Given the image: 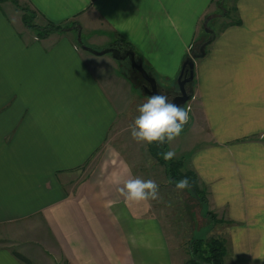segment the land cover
<instances>
[{
	"label": "crops",
	"instance_id": "1",
	"mask_svg": "<svg viewBox=\"0 0 264 264\" xmlns=\"http://www.w3.org/2000/svg\"><path fill=\"white\" fill-rule=\"evenodd\" d=\"M18 2L37 23L76 24L40 36L15 0H0V238L33 241L66 264L178 263L155 200L126 205L117 192L166 174L131 136L147 80L129 57L80 41L127 39L160 88L178 93L210 14L218 32L195 59L175 157L207 186L209 209L232 220L236 264H264L253 259L264 256V0H234L229 17L217 0ZM44 263L0 245V264Z\"/></svg>",
	"mask_w": 264,
	"mask_h": 264
},
{
	"label": "rangeland",
	"instance_id": "2",
	"mask_svg": "<svg viewBox=\"0 0 264 264\" xmlns=\"http://www.w3.org/2000/svg\"><path fill=\"white\" fill-rule=\"evenodd\" d=\"M225 6V9H232L234 0H225ZM94 46L96 49L98 48L97 50H103L110 45L97 43ZM142 92H144L143 89ZM179 140L180 138L177 137L172 142L173 147L171 146L172 148H169V151L175 152V143ZM155 167L158 168L157 165ZM154 180L159 185V199L155 200V210H157L162 217L165 230L172 245L173 252L175 253V259L178 262L177 264H189V241L193 233H195L196 236H208L213 233L215 235H224L227 237L229 251L225 256L224 264H236V253L232 248V242L228 236L229 230L226 223H214L211 221L206 214L209 207L206 205L203 206L198 197L193 195L188 188L182 191L177 190L175 188V183L169 181L167 172L165 174L159 169L156 172V178ZM211 226L213 227L210 228ZM4 243L11 245V247L24 258L33 262L41 263V261H44V264H66L63 263L65 262L64 260H57L52 253L37 246L33 241L17 242L12 238H0V245ZM235 249H237V247Z\"/></svg>",
	"mask_w": 264,
	"mask_h": 264
},
{
	"label": "trees",
	"instance_id": "3",
	"mask_svg": "<svg viewBox=\"0 0 264 264\" xmlns=\"http://www.w3.org/2000/svg\"><path fill=\"white\" fill-rule=\"evenodd\" d=\"M15 2L24 10L23 13V19L24 22L31 28H33L36 33L40 36H45L51 32H62L69 28H71L74 24H76V20L74 21H63V22H55L53 20L47 21L45 24H40L35 21L36 16V10L30 8L27 5H21L18 0H15ZM217 3L219 5L220 13L223 16L231 15V10L236 8L233 7L232 9H225V0H217ZM214 16H210V14H207L204 22H203V37L210 38L213 35H215L218 31L213 26V19ZM212 18V19H210ZM237 20V19H236ZM238 21V20H237ZM224 26V25H223ZM216 29V30H215ZM207 40V39H206ZM83 43V46L90 50H95L96 48L90 44L85 43L84 41H80ZM203 42L196 43L195 47L193 48V51L186 56L183 63L187 60H194L196 58H193V54L200 51V47ZM110 46H113V50L111 51L116 57L119 55V49H122L123 51H126L129 48H133V45L130 41H128L125 38H116ZM189 65H187L188 67ZM183 67V65H182ZM137 74V77H142L140 71L133 68ZM182 69V68H181ZM195 75V72H194ZM194 79V78H193ZM190 80L187 83L191 84L193 87L194 80ZM189 93L192 94V88L189 90ZM185 106L183 107V109ZM168 143L165 142L163 144H160L158 142H153L151 144L148 143V148L151 153V155L157 159V161L161 164H163L166 168L167 175L169 177V181L172 183L178 182L180 179L187 177L190 180V187L188 189L190 192L198 197L201 204L204 206H208V190L207 186L201 181L197 171L193 168L185 166V161L183 157H174L171 160H165L163 158L162 153L169 151L168 150ZM208 208V207H207ZM206 214L208 217L213 221L214 223H222L225 222L231 223L232 220L225 218V217H219L215 211L212 209H208L206 211ZM211 226L210 228H212ZM208 233V232H207ZM228 239L224 235H215L213 233L209 234L208 236H196L195 233H193L190 237L189 241V264H224L225 263V256L228 253Z\"/></svg>",
	"mask_w": 264,
	"mask_h": 264
},
{
	"label": "clouds",
	"instance_id": "4",
	"mask_svg": "<svg viewBox=\"0 0 264 264\" xmlns=\"http://www.w3.org/2000/svg\"><path fill=\"white\" fill-rule=\"evenodd\" d=\"M138 111L140 115L136 117L134 124L130 125L131 136L137 143L171 142L179 137L189 119L187 111L161 94L151 96L139 106ZM162 155L165 160H171L176 154L174 151H167ZM190 186L187 177L175 183V188L181 191ZM117 192L124 198L126 205L159 199V185L153 180L127 179ZM112 203L109 201L105 206H111ZM256 258L264 260V256L254 255L253 259Z\"/></svg>",
	"mask_w": 264,
	"mask_h": 264
},
{
	"label": "water",
	"instance_id": "5",
	"mask_svg": "<svg viewBox=\"0 0 264 264\" xmlns=\"http://www.w3.org/2000/svg\"><path fill=\"white\" fill-rule=\"evenodd\" d=\"M212 38H209L205 40L201 47L200 51L193 54V58H198L206 54V46L209 42H211ZM113 46H109L106 49L103 50H97V52H103V51H112ZM120 58H126L129 57L131 60V65L135 69L139 70L143 77L147 80V83L144 84V91L150 95L153 96L155 94H161L164 95L161 92L160 84L157 79V77L149 72V70L145 67L142 60H139L136 51L133 48H129L126 51H123L122 49H119V55ZM187 65H189L187 67ZM194 65L195 61L187 60L183 63V67L181 69V72L179 73V76L177 78L178 80V86H179V92L178 93H170L166 95L167 97L170 95L171 102L175 103L179 107H183L187 104L188 100L191 98V93H189L187 89V82L192 80L194 78Z\"/></svg>",
	"mask_w": 264,
	"mask_h": 264
},
{
	"label": "flooded vegetation",
	"instance_id": "6",
	"mask_svg": "<svg viewBox=\"0 0 264 264\" xmlns=\"http://www.w3.org/2000/svg\"><path fill=\"white\" fill-rule=\"evenodd\" d=\"M134 68V67H133ZM161 92L164 94V95H168V94H170V92H165L163 89H161ZM168 98H169V101L171 102V97H170V95L168 96ZM184 107V106H183ZM183 107H181V108H183Z\"/></svg>",
	"mask_w": 264,
	"mask_h": 264
},
{
	"label": "built area",
	"instance_id": "7",
	"mask_svg": "<svg viewBox=\"0 0 264 264\" xmlns=\"http://www.w3.org/2000/svg\"><path fill=\"white\" fill-rule=\"evenodd\" d=\"M189 108H190V106L187 105V106H186V111H187V112L189 111V110H188ZM188 116H189V112H188Z\"/></svg>",
	"mask_w": 264,
	"mask_h": 264
}]
</instances>
